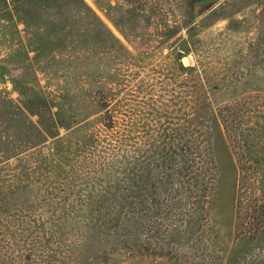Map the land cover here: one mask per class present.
<instances>
[{
    "label": "rangeland",
    "instance_id": "rangeland-1",
    "mask_svg": "<svg viewBox=\"0 0 264 264\" xmlns=\"http://www.w3.org/2000/svg\"><path fill=\"white\" fill-rule=\"evenodd\" d=\"M85 1L105 29L35 66L68 126L0 113V264H264V0Z\"/></svg>",
    "mask_w": 264,
    "mask_h": 264
},
{
    "label": "trees",
    "instance_id": "trees-1",
    "mask_svg": "<svg viewBox=\"0 0 264 264\" xmlns=\"http://www.w3.org/2000/svg\"><path fill=\"white\" fill-rule=\"evenodd\" d=\"M201 1L191 2L193 19L194 7ZM20 25L24 27L27 43L19 41L23 42L19 43L21 47L17 44V50L0 60V77L10 78L21 99L19 104L12 99H2L0 113L12 109L27 112L30 123L28 129L34 127L41 136L40 141L45 143L57 138L58 130L68 125L60 118L62 115L60 105L44 95L35 66L41 64L46 57L47 46L58 52L87 48L90 33H94L95 28L105 29V24L85 0H0V29L9 33L8 40L14 39L15 36L21 37ZM106 32L111 35L109 29H106ZM31 46L33 49L29 51ZM71 58L81 61L87 59L84 54L82 57L77 55L76 58L74 56ZM14 71L18 72V75H14ZM55 108L57 111L53 112ZM8 114L10 113L6 116ZM35 117L37 122L34 121ZM13 119L7 117L0 122L12 127L15 121ZM40 119H43L47 128ZM42 125L44 131L41 129ZM28 140L34 147L31 137H28ZM209 162L210 170L214 171L215 166L211 157Z\"/></svg>",
    "mask_w": 264,
    "mask_h": 264
},
{
    "label": "water",
    "instance_id": "water-1",
    "mask_svg": "<svg viewBox=\"0 0 264 264\" xmlns=\"http://www.w3.org/2000/svg\"><path fill=\"white\" fill-rule=\"evenodd\" d=\"M221 0H203L197 3L194 7V19L201 17L203 14L208 12L214 6H216ZM182 64L184 66H189V58L185 57L182 59Z\"/></svg>",
    "mask_w": 264,
    "mask_h": 264
}]
</instances>
